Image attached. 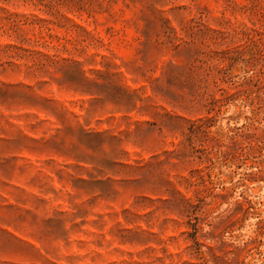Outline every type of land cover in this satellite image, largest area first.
Masks as SVG:
<instances>
[{"label": "rangeland", "instance_id": "rangeland-1", "mask_svg": "<svg viewBox=\"0 0 264 264\" xmlns=\"http://www.w3.org/2000/svg\"><path fill=\"white\" fill-rule=\"evenodd\" d=\"M0 264H264V0H0Z\"/></svg>", "mask_w": 264, "mask_h": 264}]
</instances>
